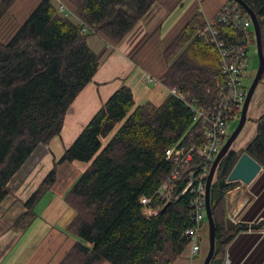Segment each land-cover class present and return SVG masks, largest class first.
<instances>
[{
	"label": "trees",
	"instance_id": "1",
	"mask_svg": "<svg viewBox=\"0 0 264 264\" xmlns=\"http://www.w3.org/2000/svg\"><path fill=\"white\" fill-rule=\"evenodd\" d=\"M157 1L68 0L69 9L79 21L74 24L61 16L52 0H32L25 19L16 23L13 16H8L18 0H0V20L8 23L0 27V205L10 194L11 179L39 146H47L60 135L68 108L92 81L101 56L88 46V33L117 45ZM242 1L258 19L264 55V0ZM224 5L237 8L241 18L249 20L233 0H226ZM212 19L227 45L249 44L253 31L219 22L218 12ZM203 24L199 12L189 16L163 52L169 65L159 82L206 108L220 96L217 82L224 75L216 47L195 36ZM259 84H264V72ZM251 120L255 136L242 153L264 168V114ZM205 142L185 102L170 93L159 105L146 102L136 106L131 89L123 85L62 157L53 161L52 168L24 201L26 212L13 227L24 231L36 219L33 210L54 185L59 164L81 162L87 164L86 169L63 197L74 213L64 233L75 242L57 264H174L188 245L184 232L193 225L191 195L181 192L189 173L200 171L203 159L195 155L179 167L173 181V199L157 215H144L140 199H152L150 207L159 202L155 193L176 167L166 159L174 146L201 147ZM239 155L231 149L222 158L211 184L210 206L216 231L210 264L221 258L232 237L226 229L224 196L239 183L227 181Z\"/></svg>",
	"mask_w": 264,
	"mask_h": 264
},
{
	"label": "crops",
	"instance_id": "2",
	"mask_svg": "<svg viewBox=\"0 0 264 264\" xmlns=\"http://www.w3.org/2000/svg\"><path fill=\"white\" fill-rule=\"evenodd\" d=\"M59 1L71 12L68 0ZM183 1L158 0L151 9V16L147 20H141L117 45L110 44L100 35L88 33L86 40L90 49L99 55L104 50L105 53L101 56L99 67L92 81L80 91L68 108L60 135L52 139L45 148L48 149L49 156L45 160L44 168L46 170L42 171L41 180L52 168L53 161H57L62 157L64 151L73 143L91 118L121 86L126 85L131 89L136 106L146 102L159 105L170 94V90L159 82L160 77L166 72L169 65L164 60L163 52L182 30L189 16L199 10L196 3V8L193 7L179 17L176 16L175 20H171L170 17L175 13V10L183 6ZM52 3L57 8L56 1L52 0ZM225 3L226 0H205L202 4L203 10L200 12L202 21L212 19ZM27 14L22 17L21 21L25 19ZM70 20L74 24L79 22L74 16ZM149 75L156 80L154 85L146 82L145 76ZM252 125L253 134L250 141L244 146L245 148L255 136V125L253 123ZM250 131L251 128L242 136H240V133L238 137L241 138L238 141H241L246 135L249 136ZM238 148L233 151L237 152ZM40 157L41 155L36 157L38 161ZM86 167L87 164L81 162H64L57 166L56 181L51 189L58 180L64 188L59 193V197L51 200L50 206L44 208V215L52 216L51 214H54L58 216L63 213V209L67 208L63 197ZM64 169L66 170L64 171ZM74 170L76 171L74 181L69 184L63 183L62 181L66 177L65 173L73 172V176ZM48 193H50L49 190L42 198ZM10 198L13 199L12 196ZM25 200L13 203V201H16L15 198L11 201L6 198L0 205V264H46L47 260L44 259L45 246H50L53 243H56L57 246L65 243L66 249L64 248L62 258L68 248L75 242V239L64 233L65 228L64 230L56 228L57 222L55 220L52 223H56L48 229L49 232L45 234L35 251L32 250L28 256L24 254L28 242H17V240L24 236L23 233L28 231L39 219L36 205L33 210L36 219L27 229L22 231L13 227L17 218L26 212L23 206ZM224 204L226 218H229L233 223L232 228L229 229L232 237L227 243L221 258L213 264H264V168L249 185L241 183V185L228 191L224 196ZM202 236L200 252L195 256H191L189 249L186 247L174 264H203L209 246L208 231H204Z\"/></svg>",
	"mask_w": 264,
	"mask_h": 264
},
{
	"label": "built area",
	"instance_id": "3",
	"mask_svg": "<svg viewBox=\"0 0 264 264\" xmlns=\"http://www.w3.org/2000/svg\"><path fill=\"white\" fill-rule=\"evenodd\" d=\"M57 10L65 18H72V12L68 11L65 5L59 0ZM205 0H197L198 12L203 10L202 4ZM218 20L225 25H233L237 29L247 30L252 26L249 20H243L240 11L228 5H222L218 10ZM79 24V22H78ZM216 22L213 19L206 20L202 27H199L195 36L205 43L214 45L217 49L220 65L224 75L222 81L217 82L221 88V94L213 105L209 107H199L194 102H189L186 94L171 90L170 93L179 100L185 102L195 116V122L199 123L201 131L206 139L203 146L189 145L187 148L174 146L166 156L175 164V169L163 181L155 195L159 197V202L155 207H150L152 199L141 198L140 203L144 206L143 213L147 217L157 215L173 199V181L179 174V167L193 160V156L203 159L204 164L198 172H191L181 194L191 195V218L193 225L187 228L184 235L188 237L187 249L191 256L197 255L201 250L204 231H208V222L205 209V184L211 165L220 151L222 142L229 135L227 129L231 120L240 116L242 106L248 90L247 80L249 65L248 44L227 45L219 37V32L215 28ZM86 29L83 28L82 32ZM146 82L154 85L156 80L150 75L145 76ZM239 119V118H238Z\"/></svg>",
	"mask_w": 264,
	"mask_h": 264
},
{
	"label": "rangeland",
	"instance_id": "4",
	"mask_svg": "<svg viewBox=\"0 0 264 264\" xmlns=\"http://www.w3.org/2000/svg\"><path fill=\"white\" fill-rule=\"evenodd\" d=\"M196 3H197V0H184L182 3L183 6L178 7L175 10V13H173V15L170 17V19L175 20L177 18L176 16L179 17L181 14L185 13L189 9L193 7L196 8ZM31 5H32V0H18V2L13 7L11 13L9 14L8 18L13 16L16 23H20L22 20V17H24V15L28 13ZM151 14H152V11L147 16H145L142 20L143 21L147 20V18L151 16ZM6 24L8 23L5 20H0V27H2V25L5 26ZM248 31H253V27L249 28ZM248 50H249L250 60H249V65H248L249 78L247 80V85L249 86L251 84V81L258 67V57H257V52H256L254 31H253L252 37H250L249 39ZM104 53H105V50L100 52V56H102ZM260 114H264V84H259L255 90V93L253 95L252 101L249 106V111L247 112L248 120L246 121V124L243 127V131L240 135L242 136V134L247 133L249 128H251L249 136L246 135L241 141H238L241 137H237V139L232 144L230 150L231 149L234 150L237 147H239L238 150L236 151L240 155L242 154V151H244L245 149L244 146L250 141L252 134H253V131H252L253 125H252L251 119L256 118ZM238 122H239L238 118L231 120L229 122L228 129H227L229 134H231L235 130V128L238 125ZM46 147L47 146H39L35 150V152L30 156L27 162L19 169V171L11 179V181L8 184V189H9L10 194H9V197H7V200L11 201L15 198L16 201H13V203L18 202L19 200H25L30 195V193L33 191V189L37 186V184L41 181V176L43 175L42 171L46 170L44 168L45 160H47L49 156L48 149H45ZM39 155H41V158L38 161L36 157H38ZM65 170L66 169H64V171ZM75 170H74L73 176H72L73 172L65 173L66 177L62 182L63 183L66 182V184L73 182L74 181L73 179L75 178V172H76ZM238 185H241V183L240 182L237 183L236 186ZM63 188L64 186L61 185L58 180L55 186L51 190H49L50 193H48V195L42 198L40 202L37 204L36 212L38 214L39 219L34 223L33 226L29 228L28 231L23 233L24 236L20 237L17 240V242H28V244L26 245V248L24 249V254H26L27 256L30 254L32 250L35 251V249L38 247V244L42 242L45 234L49 232L48 229L52 227L54 223L57 222L56 228H59L60 230L62 229L64 230L68 221L72 219L74 213L71 209H67V208L63 209V213L58 216L54 214H51L52 216H46L44 215V212H43L44 208L48 206L49 203H51V200L59 197V193H61ZM10 196H12L13 199L10 198ZM53 220H55L56 222L52 223ZM64 248L66 249L65 243L62 244L61 246L60 245L57 246L56 243L50 244V246L46 245L45 250H44L45 252L44 259L47 260V263L49 262V264H55V262H57V260L61 258V255L65 251ZM99 264H107V262L102 261Z\"/></svg>",
	"mask_w": 264,
	"mask_h": 264
},
{
	"label": "water",
	"instance_id": "5",
	"mask_svg": "<svg viewBox=\"0 0 264 264\" xmlns=\"http://www.w3.org/2000/svg\"><path fill=\"white\" fill-rule=\"evenodd\" d=\"M237 3L248 15L253 31L255 34V44H256V52L258 57V67L256 73L251 81V84L248 87L246 92V97L244 104L241 109V113L239 116V122L235 130L228 136L223 146L220 148L219 153L217 154L215 160L213 161L209 174L206 179L205 184V209H206V217L208 222V241L209 246L204 258L203 264H210L214 251H215V224L211 213V206H210V188L213 182L214 176L216 174L218 165L222 158L230 151V148L234 141L237 139L239 134L241 133L246 121H247V112L249 110L250 103L252 101L253 95L261 77L264 72V55L262 50V40H261V31L258 19L255 13L248 7L246 3L242 0H233ZM262 167L252 159L247 153H242L239 158L237 159L234 167L230 171L227 181L228 182H235L239 181L244 185H249L253 179L257 176V174L261 171ZM226 229L229 230L232 228L233 223L229 218H226Z\"/></svg>",
	"mask_w": 264,
	"mask_h": 264
}]
</instances>
